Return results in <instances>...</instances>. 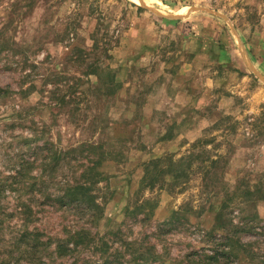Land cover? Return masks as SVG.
I'll return each instance as SVG.
<instances>
[{
  "label": "rangeland",
  "instance_id": "obj_1",
  "mask_svg": "<svg viewBox=\"0 0 264 264\" xmlns=\"http://www.w3.org/2000/svg\"><path fill=\"white\" fill-rule=\"evenodd\" d=\"M0 87V183L108 155L97 214L23 195L26 241L0 192V264H264V0H0Z\"/></svg>",
  "mask_w": 264,
  "mask_h": 264
},
{
  "label": "trees",
  "instance_id": "obj_2",
  "mask_svg": "<svg viewBox=\"0 0 264 264\" xmlns=\"http://www.w3.org/2000/svg\"><path fill=\"white\" fill-rule=\"evenodd\" d=\"M109 73L112 75L111 71H109ZM114 78L115 77L111 76V81L114 80ZM9 92H11L10 89L0 87V98L5 97ZM37 138L38 135H33L32 138L25 137L24 145L31 149L32 144L38 143L39 139ZM34 147L35 150L32 152V159L29 161H19L16 167V173L12 178L13 180L10 181V178L6 177V179L0 183L1 194L6 195V192H15L19 194L17 202H19L20 214L25 216L21 226L26 229L22 231L23 234L21 238L18 239L21 240V242L28 239L27 236L30 234L28 226H30L31 220H33L31 216L33 214V206L30 202L32 199L28 201L23 200V195L25 193L34 194L38 192L41 196H44L45 202L49 205L57 206L61 209L77 206L97 214L100 207L96 203L97 195L95 191L98 184L103 180V173L100 171V167L108 156L106 151L102 150L101 147H97L90 150L87 155H83L85 162L81 161L80 157H75L74 161L77 165H74L76 168L72 171L71 177L61 180L59 179V169H62L63 166L71 160L70 155L76 154L71 152H79V150L62 151L57 149L56 146L49 141H43L42 146L39 145ZM161 162L162 160L157 159L149 163V165L146 166L147 173L152 172V168L156 170L157 164ZM157 174L161 175L162 171H156L153 176ZM173 176L176 178V174ZM28 181L29 183H27ZM148 184L154 186L153 183ZM25 188L30 190L23 192ZM2 223L3 222L0 221V226ZM80 233L83 232L78 231L75 232L74 235L77 237ZM68 241L70 240L62 241L58 244L56 252L60 254V256L64 255L67 250H70L68 249ZM79 244L80 241L75 240V246ZM23 253L28 254L27 251Z\"/></svg>",
  "mask_w": 264,
  "mask_h": 264
}]
</instances>
